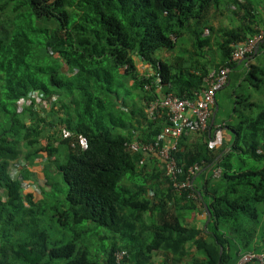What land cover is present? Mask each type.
Wrapping results in <instances>:
<instances>
[{"label": "trees", "instance_id": "1", "mask_svg": "<svg viewBox=\"0 0 264 264\" xmlns=\"http://www.w3.org/2000/svg\"><path fill=\"white\" fill-rule=\"evenodd\" d=\"M222 7L233 13L231 27L213 24ZM261 8L264 0H0V264H119L118 251L128 253L120 264H156L154 256L160 264H237L245 253H264V105L235 93L232 114L218 123L217 103L212 135L218 124L232 134L219 148L209 131L181 139L180 166L202 168L182 194L156 155L127 147L134 139L152 142L166 125L147 118L157 95L145 86L159 77L163 95L193 98L235 45L264 32ZM185 37L194 49L188 55L172 63L156 57ZM213 38L219 62L207 60ZM135 58L152 73L141 75ZM246 60L231 66L230 80L244 65L240 85L262 92L264 40ZM118 70L144 93L130 120L116 119L102 98V82L110 85ZM36 92L56 98L49 112L37 109ZM21 100L31 104L19 112ZM37 166L40 200L23 194ZM57 191L66 201L51 205V214L43 208ZM192 212H207L206 221L188 224ZM44 225L67 238H54Z\"/></svg>", "mask_w": 264, "mask_h": 264}, {"label": "built area", "instance_id": "2", "mask_svg": "<svg viewBox=\"0 0 264 264\" xmlns=\"http://www.w3.org/2000/svg\"><path fill=\"white\" fill-rule=\"evenodd\" d=\"M263 40L264 32L261 31L259 34L249 37L245 42L235 45L228 64L221 68L213 77L205 79L206 87L196 92L193 98H180L173 94L163 95V88L159 77H156L154 82L145 86V89L148 91L154 89L157 95V97L151 100L147 105V118L152 122L163 120L166 122V125L152 142L144 143L134 139L127 147L133 151H142L146 156L156 155L164 164L166 175L178 194H182L184 191H188L193 187V177L202 169L199 164L193 165L188 171H184L180 166L175 152L179 149L181 139L190 132L209 131L212 148L221 147L222 144L216 145L215 137L217 136L214 137V133L212 135L210 127V123L215 116L217 93L228 85L232 72L231 66L234 63L246 60L252 54L256 53ZM31 98L34 99L36 103L39 101V104H41L44 110L49 106H53L56 102L55 97H52L51 100H44L38 92L31 95ZM30 104L31 102L27 100H21L18 105L19 112ZM217 131H219V129ZM259 153H261V151H259ZM18 170L19 169H17V171ZM183 176H185L184 179H182ZM220 176L221 170H216L214 172V177L219 178ZM153 195V192L149 193L150 197ZM190 197L195 198V195L190 193ZM115 257L117 263L120 264L128 257V253L126 251H118ZM253 263L264 264V253H245L237 264Z\"/></svg>", "mask_w": 264, "mask_h": 264}, {"label": "rangeland", "instance_id": "3", "mask_svg": "<svg viewBox=\"0 0 264 264\" xmlns=\"http://www.w3.org/2000/svg\"><path fill=\"white\" fill-rule=\"evenodd\" d=\"M223 10H220L217 12L216 14V20H213V24L216 28L218 27H231V19L233 17V13L231 11L230 8L228 7H222ZM262 12L264 11V8H261ZM37 24V23H36ZM235 24V22H234ZM38 25V24H37ZM47 26V23L45 22H41V26ZM48 26H55V25H48ZM205 36H208V32H206L204 34ZM41 39H45L44 34H41L40 36ZM189 37H185L183 38L177 45V47L173 50H160L156 53V57L159 59H166L167 62L172 63V61L174 62L176 59V57H184L186 55H188L189 52H192L194 49L192 48L191 43L189 42L188 39H186ZM217 39H212V45L210 47V49L207 51L208 53L207 55V60H213V61H217L219 62V56L216 55V44ZM187 50V51H186ZM172 60V61H171ZM52 61H54V59H49L48 62L51 63ZM165 61V60H164ZM205 59H202V62L205 63ZM253 63H256V61H254ZM237 73H242L244 72V65L243 66H239ZM232 74L231 80L229 85L225 86L223 89H221L220 91H218L217 93V103H218V109L220 108V112L218 114L217 117V122L220 123L221 121H226L229 117L230 114H232L234 105H235V93H238L239 95H249L251 96L253 99V101L257 102L259 105L263 106L264 105V90L262 92H257L255 88L253 87H248L250 85H246V84H241V81H238L236 78V75ZM123 71L118 70L115 73V77L113 78L111 84H107L106 81H103L102 84L106 87V89L108 90L107 92L102 94V98L105 99L106 104H107V108L109 109V112L114 114L116 117V119H118V117H122L125 120L127 118H129L130 120V116H131V112L129 110L131 109H135V110H140L143 106V91L142 90H136L135 88H133V80L128 77L123 75ZM104 76H106L105 74H103ZM263 93V94H261ZM37 105V109L39 110V112L42 113H46L49 111V109H42L41 104L36 103ZM51 105V104H50ZM126 107L127 109H124L123 107ZM52 107V106H51ZM49 106V108H51ZM45 108V107H44ZM127 111V112H126ZM116 133H120V134H126L127 133V129L122 128V127H118L115 129ZM228 134L230 135V138L232 136L231 132L228 131ZM21 163H17L13 166L11 173L13 174V176L17 177L18 171L17 169H19V171L22 169ZM42 167L38 166L37 167V171L40 172L39 170H41ZM36 170V169H35ZM54 170V169H53ZM61 179V178H60ZM199 182V179H198ZM44 183V175L43 173H40V175L37 174V178L35 183H30V182H25L23 185V194H28V193H34L36 195V199L40 200L41 199V193H40V188ZM61 186L65 187V185L63 183H61ZM66 189V187H65ZM66 195L62 194V193H58V191L56 192L55 196L52 197L51 199H48V203L45 205V207L43 209L48 208L51 209V205H56V201H66ZM50 213L52 214V210ZM41 228H46L48 229V231L51 233V235L54 238H63L66 239L67 236L66 234H61L59 229L57 227H50L49 225L47 226H42ZM99 232H101V234L106 233L109 236H112V232L107 231V230H103L100 229ZM110 240H106L104 242L105 245H109L110 244ZM101 245H103V242L101 243ZM98 248V247H97ZM102 248H99L97 250H101ZM161 260V258H160ZM157 259L155 260L156 263Z\"/></svg>", "mask_w": 264, "mask_h": 264}, {"label": "crops", "instance_id": "4", "mask_svg": "<svg viewBox=\"0 0 264 264\" xmlns=\"http://www.w3.org/2000/svg\"><path fill=\"white\" fill-rule=\"evenodd\" d=\"M165 59V58H164ZM135 61H136V65H137V68H138V71H139V73L141 74V75H145V74H147V72L149 73V72H151L152 73V68H149V66L148 65H145V64H143L142 63V61L140 60V59H138V58H135ZM245 61H248V60H245ZM252 61H254V60H252ZM133 83V82H132ZM49 100H51V99H49ZM52 108V107H51ZM51 108H49L48 107V109H49V111L51 110ZM48 111V112H49ZM138 119L140 118V116H136ZM142 125H143V128L145 129H147V127H148V124L145 122V120H142ZM219 129V131H217ZM217 131V132H216ZM228 129L227 128H222V126L220 125V124H218V125H216V129L214 130V137L215 136H217V137H215L216 138V145L218 146V145H221L224 141L225 142H229L230 141V135L228 134ZM216 132V133H215ZM213 140H214V138H213ZM212 140V141H213ZM148 158V157H147ZM159 160V159H158ZM160 161V160H159ZM158 161V162H159ZM148 162V161H147ZM161 163V162H160ZM161 165L158 163V164H156V167H160ZM38 167V166H37ZM37 167L35 168L36 169V171H37ZM40 167H42V166H40ZM42 169H43V167H42ZM41 169V170H42ZM41 170H39V171H41ZM38 172V171H37ZM39 175H40V172H39ZM200 175V174H199ZM199 175H197V180H198V177H199ZM196 219H198V221H196ZM206 219H207V212H203L201 215H199V216H197L196 214H195V212H192V214L190 215V217L189 218H187V220H186V222H188V224H195V223H197V222H199L200 223V221L202 222L203 221V223L206 221ZM193 256H194V252H193ZM157 259V261H156V264H160V262L162 261V259L160 260V258L157 256H154V258H153V261L155 262V260Z\"/></svg>", "mask_w": 264, "mask_h": 264}, {"label": "water", "instance_id": "5", "mask_svg": "<svg viewBox=\"0 0 264 264\" xmlns=\"http://www.w3.org/2000/svg\"><path fill=\"white\" fill-rule=\"evenodd\" d=\"M216 111H218V107H217ZM228 150H229V149H228Z\"/></svg>", "mask_w": 264, "mask_h": 264}, {"label": "clouds", "instance_id": "6", "mask_svg": "<svg viewBox=\"0 0 264 264\" xmlns=\"http://www.w3.org/2000/svg\"><path fill=\"white\" fill-rule=\"evenodd\" d=\"M12 176H13V174H12ZM13 177H15V176H13Z\"/></svg>", "mask_w": 264, "mask_h": 264}]
</instances>
